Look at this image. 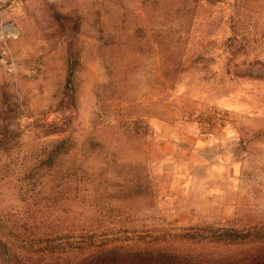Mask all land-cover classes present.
Masks as SVG:
<instances>
[{
	"label": "rangeland",
	"instance_id": "rangeland-1",
	"mask_svg": "<svg viewBox=\"0 0 264 264\" xmlns=\"http://www.w3.org/2000/svg\"><path fill=\"white\" fill-rule=\"evenodd\" d=\"M0 241L264 254V0H0Z\"/></svg>",
	"mask_w": 264,
	"mask_h": 264
},
{
	"label": "trees",
	"instance_id": "trees-1",
	"mask_svg": "<svg viewBox=\"0 0 264 264\" xmlns=\"http://www.w3.org/2000/svg\"><path fill=\"white\" fill-rule=\"evenodd\" d=\"M10 264L0 241V264L2 261ZM80 264H202V262L181 257L161 250H127L124 248L105 249L99 251ZM239 264H264V254H258L250 260Z\"/></svg>",
	"mask_w": 264,
	"mask_h": 264
}]
</instances>
